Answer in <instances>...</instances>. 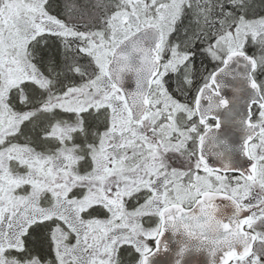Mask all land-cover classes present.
<instances>
[{
  "label": "snow or ice",
  "instance_id": "obj_1",
  "mask_svg": "<svg viewBox=\"0 0 264 264\" xmlns=\"http://www.w3.org/2000/svg\"><path fill=\"white\" fill-rule=\"evenodd\" d=\"M200 255L264 264V0H0V264Z\"/></svg>",
  "mask_w": 264,
  "mask_h": 264
},
{
  "label": "water",
  "instance_id": "obj_2",
  "mask_svg": "<svg viewBox=\"0 0 264 264\" xmlns=\"http://www.w3.org/2000/svg\"><path fill=\"white\" fill-rule=\"evenodd\" d=\"M131 84H132V82L128 81V85H131ZM194 259L196 261V264H206V262H207V256L206 255H200L198 257H194Z\"/></svg>",
  "mask_w": 264,
  "mask_h": 264
},
{
  "label": "trees",
  "instance_id": "obj_3",
  "mask_svg": "<svg viewBox=\"0 0 264 264\" xmlns=\"http://www.w3.org/2000/svg\"><path fill=\"white\" fill-rule=\"evenodd\" d=\"M81 2H83V0H81ZM45 251H46V249H45Z\"/></svg>",
  "mask_w": 264,
  "mask_h": 264
}]
</instances>
